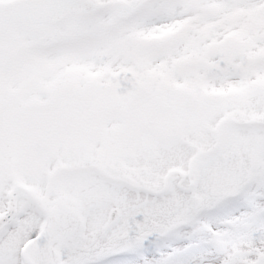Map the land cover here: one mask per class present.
Segmentation results:
<instances>
[{"label":"snow or ice","instance_id":"6c2138e0","mask_svg":"<svg viewBox=\"0 0 264 264\" xmlns=\"http://www.w3.org/2000/svg\"><path fill=\"white\" fill-rule=\"evenodd\" d=\"M0 264H264V0H0Z\"/></svg>","mask_w":264,"mask_h":264}]
</instances>
